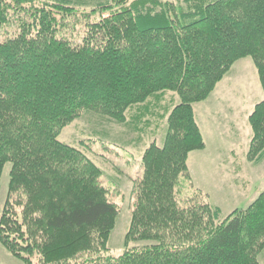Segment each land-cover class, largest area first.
<instances>
[{
    "label": "trees",
    "instance_id": "16d2710c",
    "mask_svg": "<svg viewBox=\"0 0 264 264\" xmlns=\"http://www.w3.org/2000/svg\"><path fill=\"white\" fill-rule=\"evenodd\" d=\"M0 30L4 244L42 264H261L264 189L221 218L198 188H176L193 187L187 155L204 147L193 104L244 57L264 93V0H0ZM152 102L167 130L143 151L125 233L145 243L108 255L119 208L100 167L57 137L83 111L142 131ZM249 123L248 159L264 152V94Z\"/></svg>",
    "mask_w": 264,
    "mask_h": 264
},
{
    "label": "rangeland",
    "instance_id": "374dc122",
    "mask_svg": "<svg viewBox=\"0 0 264 264\" xmlns=\"http://www.w3.org/2000/svg\"><path fill=\"white\" fill-rule=\"evenodd\" d=\"M2 37L5 36L0 33V38ZM263 94V87L253 60L250 57H244L232 64L229 71L208 95L209 98L202 100L204 102L193 104L194 117L199 126L204 147L188 153L187 171L193 187L188 185L187 179L180 177V187L176 188L180 189V193L177 192V194L181 196L185 194V197H188L192 195L193 190L198 188L206 194L212 207L220 208L221 218L236 208H245L258 196L264 189V152L260 156L253 155L245 161L239 160L235 163H227V159L222 158L225 159V163L223 162V168L219 167L216 162L218 149L220 147L223 153L227 142L233 137L224 132L225 127L218 125L219 115L204 114L202 106L208 105L211 109L215 106L243 105L248 112L245 119L242 114L238 115V127L245 134L251 128L248 114L251 113L253 105L262 99ZM173 100L178 102L175 96ZM167 102L168 97L166 96L158 103L166 104ZM152 108L154 114L149 116L142 131L132 132L124 126L126 123L121 125L106 117L83 111L71 124L65 126L57 137L59 141L83 151L92 162L100 167L102 174L99 180L102 186L108 189L107 198L119 208L106 243V254L108 255L116 256L122 253L127 245L135 246L145 243L131 241L126 244L125 233L136 201V183L143 172L141 165L143 151L152 141H155L157 146H162L167 130L166 122L155 116V102H152ZM234 140L241 145L239 148L243 149L245 138L242 137L240 140L234 138ZM248 148H246V154H248ZM232 166H242V168L233 171ZM8 169L7 164L0 178V214L7 197ZM12 198L16 202L25 200L20 192L14 194ZM21 207L16 206L17 216H20ZM65 232L69 235L75 230L66 229ZM81 234L84 232L82 231ZM8 245L0 239V264L43 263L38 250H34L26 260L19 252L20 248L13 246L14 250L9 245L12 248L9 249ZM81 257L85 258L83 255ZM258 260L264 264V247L259 252Z\"/></svg>",
    "mask_w": 264,
    "mask_h": 264
},
{
    "label": "crops",
    "instance_id": "0c3cea01",
    "mask_svg": "<svg viewBox=\"0 0 264 264\" xmlns=\"http://www.w3.org/2000/svg\"><path fill=\"white\" fill-rule=\"evenodd\" d=\"M201 102H204V101H201ZM198 103H200V102H198ZM253 107H254V105H253ZM209 109L210 108L208 105L202 106V111L204 112V114L205 113L206 114L211 113V114L219 115V118L217 119L218 125L219 126L221 125V127H225L224 132H226V134L228 136L233 137L231 139V141L227 142L226 147L223 149V153L221 152V148L219 147V149H218L219 153L216 156V162H217L218 166L223 168V162L225 163V159H227L226 160L227 163H235L239 160L240 161L247 160L248 157L246 154V148L249 145L252 133H251V128H250V131L248 130L247 133L245 132V134H244L242 132V130L238 127L239 126L238 125V118H239L238 115L242 114L243 118L245 119V115L248 112V109L243 108V105H240V104L215 106L214 108H211L210 110ZM193 112H194V110H193ZM242 137L245 138V144L243 146V149L242 148L240 149L239 147L241 145L238 142L236 143L234 138L236 140H240ZM240 151H241V153H240ZM222 158H225V159H222ZM241 168H242V166H232L231 167V169L233 171L240 170Z\"/></svg>",
    "mask_w": 264,
    "mask_h": 264
}]
</instances>
